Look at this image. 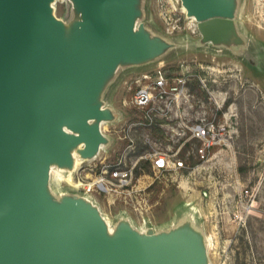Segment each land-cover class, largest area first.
Wrapping results in <instances>:
<instances>
[{"label": "rangeland", "instance_id": "1", "mask_svg": "<svg viewBox=\"0 0 264 264\" xmlns=\"http://www.w3.org/2000/svg\"><path fill=\"white\" fill-rule=\"evenodd\" d=\"M51 6L67 26L79 19L70 0ZM138 9L136 26L143 23L168 47L118 66L106 81L99 97L113 115L100 124L106 141L89 158L76 147L81 161L71 170L99 184L86 191L50 172L48 191L55 200L85 197L110 232L121 222L142 234L188 225L200 235L205 264H264V0H235L240 44L203 42L180 0H138ZM159 70L183 83L171 112L149 118L133 96L146 83L141 76ZM198 123L220 132L221 143L203 157L190 129ZM155 150L171 156L167 168L152 167Z\"/></svg>", "mask_w": 264, "mask_h": 264}, {"label": "water", "instance_id": "2", "mask_svg": "<svg viewBox=\"0 0 264 264\" xmlns=\"http://www.w3.org/2000/svg\"><path fill=\"white\" fill-rule=\"evenodd\" d=\"M53 1L0 0V264H205L188 225L110 232L82 196L50 195L52 165L69 168L74 148L89 158L106 141V81L168 47L136 26L138 0H70L79 19L69 26ZM180 1L203 42L240 44L235 0Z\"/></svg>", "mask_w": 264, "mask_h": 264}, {"label": "built area", "instance_id": "3", "mask_svg": "<svg viewBox=\"0 0 264 264\" xmlns=\"http://www.w3.org/2000/svg\"><path fill=\"white\" fill-rule=\"evenodd\" d=\"M142 79H145L146 83L135 90L133 104L138 108L145 109L149 118H151V112L154 111L158 115L167 116L172 110L171 103L176 105V101L180 97L181 91H178V84L183 81L179 78L176 82V77L166 76L161 70L153 74H143L140 80ZM190 129L192 137L202 140V145L198 148L202 157L212 145L221 143L220 132L213 124L198 123L192 125ZM170 158L171 156L167 152L155 150L151 154L152 167L156 170L165 169L169 166ZM177 164L182 165V162H177Z\"/></svg>", "mask_w": 264, "mask_h": 264}, {"label": "bare ground", "instance_id": "4", "mask_svg": "<svg viewBox=\"0 0 264 264\" xmlns=\"http://www.w3.org/2000/svg\"><path fill=\"white\" fill-rule=\"evenodd\" d=\"M182 11H184L186 13V10L184 8V6L182 5ZM187 15V14H186ZM188 16V15H187ZM190 18V22L194 23V26L197 24L196 20L194 17L192 16H188ZM79 146H82L81 144ZM78 155H80L78 153ZM80 158H83L80 156ZM80 159L76 156L75 153V148L72 150V166L69 167V170L64 171V167H58V166H54L52 165V167L50 168V172H56V175H58V178L73 185L74 187H84V189L86 191H90L93 185H98L99 184V179L96 178L94 179L92 182H82L79 179L74 178L73 174L71 173L72 169H75L79 163H80ZM85 198V197H83Z\"/></svg>", "mask_w": 264, "mask_h": 264}]
</instances>
